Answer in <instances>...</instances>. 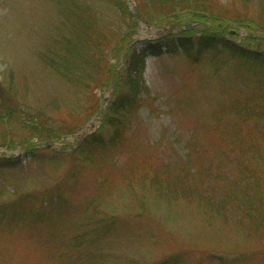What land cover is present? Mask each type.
<instances>
[{
	"label": "rangeland",
	"instance_id": "rangeland-1",
	"mask_svg": "<svg viewBox=\"0 0 264 264\" xmlns=\"http://www.w3.org/2000/svg\"><path fill=\"white\" fill-rule=\"evenodd\" d=\"M80 1L92 8L72 13ZM182 6L0 0V264H264V67L177 40L211 28L263 49L264 0H207L195 19ZM82 19L120 42L107 59L117 74L124 45L164 47L120 91L112 75L80 89L43 55L64 36L77 41ZM116 97L124 106L113 111ZM6 107L14 115L3 120ZM90 119L102 144L90 157L76 131L42 146L58 122Z\"/></svg>",
	"mask_w": 264,
	"mask_h": 264
},
{
	"label": "trees",
	"instance_id": "trees-1",
	"mask_svg": "<svg viewBox=\"0 0 264 264\" xmlns=\"http://www.w3.org/2000/svg\"><path fill=\"white\" fill-rule=\"evenodd\" d=\"M163 1V0H156ZM207 0H177V4H182V8H186V13L190 15L189 19H195L199 18L200 16H203L204 13H208L206 11L205 3ZM119 4L118 9L123 10L124 8L121 5V2L117 3ZM92 8L91 4L89 2L80 1L76 5L72 6L70 9L71 12H79V11H88ZM70 12V11H69ZM70 12V13H71ZM87 14V13H85ZM211 14V13H210ZM84 15V14H82ZM74 17L81 16L77 14H73ZM93 20L92 16H89ZM89 19V20H91ZM84 19H82L83 21ZM83 21V24L81 26L78 25L77 29L72 31L73 36L77 38L76 40L70 39L69 36L62 37V41L60 43H54V46L49 47V51L45 53L43 56V59L46 61L47 65L52 68L57 74L62 76L63 79H65L67 82H75L78 88L80 89H90L91 83L98 85L102 84L103 81L106 82L108 80H111V75L115 76L116 78L113 80V85L116 89V87H119V91L121 90L122 82L124 81L125 77L127 75H131V71H134L135 73H140L141 68L143 65V57L147 53V51H158L159 46L158 44L154 47H157L156 50L152 49L150 46H146L141 48L139 52L136 50L135 43H130L129 46L124 45L125 52H124V63L125 66L122 68V70H119V74L111 69V66L107 65V59H108V52L112 51L117 48L118 43H120L118 40H111L107 33L97 27L95 24V21ZM87 22V23H86ZM208 28V27H207ZM203 28L201 30L200 35H196L193 38L180 36L178 38V41H180L181 45L186 44L189 46L188 49H186L189 52H199L202 51L208 47L217 46V45H223L229 49V51L232 52V55L241 58L246 64L247 67H264V48L263 49H257V40L256 36H249L247 39H249V44L246 43L244 46L236 44L233 39H224L222 34L219 32H210L211 28ZM225 30V26H222L221 30ZM224 33V32H222ZM122 40L125 39V36L120 37ZM185 40H192V43L183 42ZM251 41H255V46L252 45ZM128 43V42H127ZM127 46V47H126ZM254 46V47H250ZM248 64V65H247ZM252 69V68H250ZM255 70V69H253ZM114 74H113V73ZM259 73L257 76V82H259V93H257V97L264 98V75L262 76V72L260 70L256 71ZM128 76V77H129ZM110 78V79H109ZM135 81V80H134ZM133 83V82H132ZM131 84V83H130ZM135 85V83H133ZM133 85V86H134ZM1 91V87H0ZM254 91H252L251 97L247 95L246 97V103L243 105H247L250 101V99L253 97ZM121 97H116L113 102H111L112 105H110V109H113L115 111L116 109H119L120 107H123L124 104L119 105V99ZM96 107V105H95ZM249 110L254 109L255 107L249 106ZM7 111L3 113V120L10 119L14 115V110L12 108L6 107ZM90 113H93L95 109L90 108ZM247 110V109H245ZM248 111V110H247ZM88 114V115H89ZM264 115V105L257 104V116ZM2 116V114H0ZM49 119V117H48ZM51 119V118H50ZM10 121V120H8ZM82 122H74L70 124H66L64 122H58L56 130L46 132L43 136L46 139H50L52 137H59L65 133H71L73 130L79 127V125ZM35 124L40 127L44 128V122L38 121L35 122ZM99 138L98 136H91V135H85L81 142L78 144L77 149H80L81 154L83 156H89L94 144H98ZM102 145V144H98ZM91 146V147H90ZM83 147V148H82Z\"/></svg>",
	"mask_w": 264,
	"mask_h": 264
}]
</instances>
